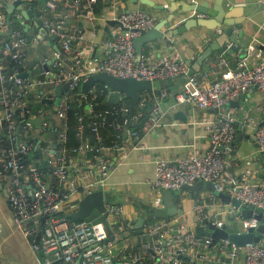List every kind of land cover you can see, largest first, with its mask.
Here are the masks:
<instances>
[{
  "label": "built area",
  "instance_id": "built-area-1",
  "mask_svg": "<svg viewBox=\"0 0 264 264\" xmlns=\"http://www.w3.org/2000/svg\"><path fill=\"white\" fill-rule=\"evenodd\" d=\"M97 1L46 0L45 9L49 14L40 12L38 17L46 36H54L60 42L57 57L63 59L58 77L55 78L43 69L34 75L28 73L25 77L18 76L26 71L25 48L28 41L20 29L12 26L5 12L6 2L0 0V180H11L8 203L18 227L29 239L31 247L42 252V264H72L77 259H80L79 264H145L147 260L152 261V264H264V247L259 242L237 246L229 240H222L219 245L222 258L213 259L197 251L201 244H213L210 237H198L190 224H172L166 220L147 225L138 235L140 243L136 248H128L125 236L127 245L114 262L112 243H104L108 233L103 223L93 219L75 220L63 214L71 198L80 191L84 195H91L102 188L109 170L104 155V128L112 127L119 135L123 133L137 141L143 133L163 125L166 114L162 106L166 94H153L146 122L140 129H132L131 120L136 121L139 115L135 114L130 119L129 107L124 105L98 108L101 105L99 98L108 90L106 86L100 88L96 84L88 92H79L77 90L81 83L89 75L101 71L118 78L149 80L153 84L174 80L189 72L187 61L176 54L157 59L142 55L137 61L134 39L156 25L155 18L140 9H131L115 16V27L103 45L104 58L94 63L85 61L83 54L74 49L83 35L70 31L67 24L82 11L93 17ZM111 6H114L113 2ZM253 54V48L246 53L247 57ZM205 79L206 75L201 74L200 77L188 76L172 107L190 103L218 112L219 119L212 125L209 134L210 148L203 153L194 149L190 155L175 160L157 159L155 179L151 186L156 190H177L198 180L211 182L216 193L226 192L239 200L241 205L253 207V214L244 220L247 231L259 223L254 214L258 211L264 213V182L252 185L246 176H239L232 170L225 153L237 128L232 118L225 114V107L249 89L264 92V57L250 67L247 66L246 56L242 57L235 67L222 73L220 79L211 82ZM58 85L64 89L55 113L63 121V129L57 133L61 141L60 151L53 156L49 146L40 142L37 147L47 156L50 167H53L55 182L50 184L46 173L31 160L36 149L34 143L26 139V132L31 127L30 118L36 116L44 120L49 113L48 109L39 107L34 110L37 115H33L30 102L32 93L42 89L44 93V89H47L49 94H42L38 101L54 98V90ZM146 101H149L147 97L140 99V103ZM74 103L85 106L88 115L83 113L78 116V144L68 148L67 112ZM87 126L96 139L94 143L85 138ZM241 127H252L257 143L264 150V123L257 125L248 119ZM75 154H90V157L83 164H78L73 160ZM29 186L30 189L27 188ZM161 204L160 199L156 201V206L160 207ZM105 206L108 215L113 217L122 211L118 205L106 203ZM203 207V204L198 203L194 205V210L198 212ZM227 213L232 218L239 216L233 205L228 206ZM199 220L209 222L210 215L200 214ZM213 223L217 227L222 225L218 221ZM38 225L42 226V230H38ZM109 225L111 229H117L118 233H125L126 228L120 222L114 221L113 225ZM160 241L165 244V248L159 244ZM241 251H244L243 263L239 261Z\"/></svg>",
  "mask_w": 264,
  "mask_h": 264
},
{
  "label": "crops",
  "instance_id": "crops-1",
  "mask_svg": "<svg viewBox=\"0 0 264 264\" xmlns=\"http://www.w3.org/2000/svg\"><path fill=\"white\" fill-rule=\"evenodd\" d=\"M16 1L20 3L15 4ZM152 1L155 3L156 9L142 4L140 1L98 0L94 6L93 17L88 12L82 11L74 15L67 24L70 31L80 32L83 35V39L74 45V49L83 54L85 61L88 60L94 63L96 60L103 59L104 42L110 36V32L116 24L114 17L131 9H140L152 15L155 18L156 25L160 21L167 20L161 28L165 35L171 34L173 30L182 26L187 19L204 20L208 24L207 26H192L182 34L170 36L169 41L155 39L142 46V55L149 56L151 59L174 54L185 59L192 77H200V74L206 75L205 81L211 82L220 79L222 73L227 69L235 67L238 59L242 57L246 56V63L249 67L264 57V0ZM5 2V12L8 20L13 22L14 19V22L11 23L12 26L20 29L27 41L28 38L31 39V42L28 41V46L25 48L27 60L30 44L41 35L42 23L38 15L40 12L45 15L49 14L48 10L45 9L46 0H5ZM112 2L114 3L113 7L111 6ZM31 3L35 7H31L29 5ZM181 4H183V7ZM192 5L206 7L216 15H203L196 11H190ZM23 10H32L33 15L26 17L22 12ZM11 14L13 15L12 19H10ZM19 14L21 17H19ZM169 17L170 19H168ZM230 27H233V31L227 37L225 31ZM55 42L50 44L49 36H46V33L42 34L37 48L36 57L38 61L32 64L34 61L27 60L26 73L34 75L42 69L47 71L44 64L56 55L55 61L50 63L48 68L53 77L54 74H58L63 59L57 57L61 44L57 38H55ZM213 44L217 48L212 49L210 53L202 57L203 53ZM55 45L59 47L58 51H56ZM252 48L254 54L247 57V51ZM193 68L194 70H192ZM177 80L178 77L174 80L155 82L153 91H141L140 99L147 97L149 101L140 103L139 99L135 110V114L139 117L136 121L134 120L135 122L131 120L132 129L136 128L140 120L143 122V126L145 120H147L146 116L148 118L153 94L159 95L164 92L166 96L162 99V106L166 110V114L163 125L143 133L137 141L126 134L119 135L112 127H106L102 130L103 144L106 146L104 155L108 161L109 169L102 184L105 201L122 208L120 214L116 217L108 215L107 220L111 225L114 224V221H118L126 228L124 234L118 233L117 229L112 228L115 240L111 242L113 246L111 250L114 258L120 256L121 250L125 248L127 243L129 249L138 247L140 243L138 235L146 229L147 225L163 220L172 224H190L194 227L196 235L198 227L208 231L209 223L212 221L224 224L226 230L230 233L246 232L244 220L247 219V215L240 211L237 218H232L227 213L229 205L207 186L208 182L201 180L187 184L180 189L172 190L176 211L163 217H158L153 211L154 207L166 208L162 189L156 190L151 186L155 179V161L160 158L175 160L190 155L194 149H197L200 153L205 152L211 145L209 136L211 127L219 119L216 110L198 108L190 103H181L176 107H172V104L176 101V95L183 90L186 79L179 82ZM42 90L32 93L30 97L31 106L36 107L35 105L43 100L38 101L39 96L49 94L47 89H44V93ZM233 100H236L237 104L231 105L229 102L225 107V114L232 118L234 124L237 121L238 125H235L237 131L239 128L243 135L232 146L229 144L225 155L229 158L232 170L237 175L246 176L252 185H259L264 182V150L260 148L255 139L254 129L252 127H241V125L248 119H252L257 125H261L260 123L264 120V92L257 89L252 92L249 89ZM130 102L131 97H125L115 104L129 107ZM56 107H53L54 110ZM53 114L48 116V113L41 127L31 123L30 129L26 132L29 142H33L32 138H39L41 144L48 143L47 146L50 150L52 149L55 131L58 133L63 129V121L54 112ZM33 115L35 116V114ZM55 126H58L60 130H58V127L54 131L51 130V127ZM47 127L50 128L46 131ZM1 136L3 137V135ZM85 138L92 143L96 141L88 126L85 130ZM60 142L58 140L57 154L60 151L58 147ZM33 143L35 147L36 143ZM66 144L68 148L76 146L69 145L68 138ZM57 154L52 155L56 156ZM33 157L32 162L35 164ZM89 157L90 154H75L73 160L78 164H83ZM74 176L75 172L73 171ZM7 181L4 180L3 182L7 183ZM0 182L3 184L1 180ZM54 182L49 183L54 184ZM83 197L85 195L82 191L73 196L63 209V214L69 217L71 213L78 209L79 201ZM159 199L162 201L160 207L156 206V201ZM198 203L203 204L204 207L197 212L194 210V205ZM240 209H249V207L241 205ZM203 213L210 215L211 220L209 222L199 220L200 214ZM92 217L93 220L100 221L99 218ZM140 220H143V223L142 227L139 228ZM38 230H42V226L38 225ZM125 236L127 239L124 238ZM203 237H206V235L201 236V238ZM38 240L40 243V239ZM221 243L222 241L211 245L201 244L197 247V251L213 259H221L222 255H220L219 248ZM259 243L261 244V242ZM159 244L162 248H165L162 241ZM243 254L244 251H241L239 260L241 263L244 260ZM42 263V252L31 247L29 239L24 236L15 221L14 213L8 203V197L3 194L0 188V264ZM145 264H152V261L147 260Z\"/></svg>",
  "mask_w": 264,
  "mask_h": 264
},
{
  "label": "water",
  "instance_id": "water-1",
  "mask_svg": "<svg viewBox=\"0 0 264 264\" xmlns=\"http://www.w3.org/2000/svg\"><path fill=\"white\" fill-rule=\"evenodd\" d=\"M133 2L140 1L142 4L148 5L149 7L156 9V5L152 0H132ZM185 2V1H182ZM20 3L19 1H16L15 4ZM14 6V5H13ZM183 7V4H181ZM192 8L189 9L190 11H196L203 15H210L214 16L215 13H211L206 7L200 6V5H192ZM189 8V7H187ZM184 9H186L184 7ZM185 11V10H183ZM23 14L27 16H32L33 11L32 10H23ZM214 12V11H213ZM13 18V15H10V19ZM170 19V17L168 18ZM165 21H160L158 25H156L154 28L150 29L149 31L143 33L142 35L138 36L134 39V44L136 47V58L137 61L141 59L142 56V46L145 43L152 42L155 39H163L165 41H169V37L176 35V34H182L185 30L189 29L192 26H207L208 24L204 20L199 19H187L185 20L184 24L177 29L173 30L171 34L165 35L161 28L164 26ZM233 31V27H230L225 31V34L227 37L230 36L231 32ZM44 33V28H40V34L37 39H35L31 44L29 48V53L27 54V60H32L35 63L38 61L37 56V48L39 46L40 39L42 38V34ZM45 34V33H44ZM55 42L54 36H49V43ZM56 43V42H55ZM56 51L59 50V47L55 45ZM215 44H213L205 53H203L202 57H205L208 53L211 52L212 49H215ZM56 59V55H54L49 61H47L44 64V68L51 72L48 68V65L52 62H54ZM204 59V58H203ZM202 59V60H203ZM200 61V60H199ZM194 70V68L192 69ZM28 73L24 72L19 74L18 76L25 77ZM52 74V73H50ZM55 78L58 77V74H54ZM190 71L187 75L178 77V82L181 80L186 79L188 76H190ZM101 83L108 89V96L107 101L109 103L115 104L119 102L121 99H124L125 97H131V102L129 106V117L132 119V117L135 114L136 106L140 99V92L145 91H153V82L149 80H137L134 78H118L114 75L107 74L105 72H98L92 75H89L87 79H85L81 83V91L82 92H88L94 85ZM11 84L9 85V87ZM167 86V85H166ZM254 89H251L253 92ZM55 97L54 98H43V103L49 104L50 106L54 107L59 105L61 101V96L64 91L63 87L58 85L55 88ZM243 96V95H242ZM231 105L237 104L236 100L230 101ZM54 113H56V109L54 110ZM35 115H37V112H34ZM29 121L32 124H37L39 127H41L43 120L41 118L33 117L30 118ZM264 120L260 123L263 124ZM135 125V124H133ZM235 125L237 124V121H235ZM243 134L241 133V130L238 128V131L231 142L230 146H232ZM40 143V140L37 141L35 149H37L38 145ZM58 143V136L55 131L53 136V143H52V149L51 153L56 154V147ZM49 166V164H48ZM11 180L8 179L6 184H2L0 182V188L3 191V194L8 197V186L10 185ZM207 186L210 187L211 190L215 192V188L211 182L207 183ZM30 189L31 187H27ZM162 192L164 194L163 199L166 204L165 209L154 207L153 211L158 217L166 216L167 214L172 213L173 211H176L175 203L173 201V191L169 189H162ZM32 193V192H31ZM218 197H220L224 202H226L228 205H233L236 209V214H239L240 211H242L243 214L247 215V217H250L253 214V207L249 206V209H242L241 202L237 200L236 198H232L229 194L226 192H218ZM106 201L104 196V190L103 188H99L97 191H95L91 195H85L80 201H79V207L76 211L71 213L69 217L71 219H82L87 217H96L99 218L100 222L103 223L105 229L107 230L108 237L105 239L104 243L105 245L109 242H114L115 237L113 234V231L107 221L108 212L106 209ZM254 216L258 219L259 223L256 227L249 228L246 232L241 233H230L226 230V226L222 224L220 227H217L213 222L209 223V230L205 231L202 227H198L196 232L197 236L201 237L203 235H206L210 238H212V242L216 243L218 241L222 240H229L230 242L234 243L237 246H245L246 244L252 243V242H261V245L264 247V213L261 211H258L254 214ZM143 220L139 221V228L142 227ZM114 262L117 261V258L113 259ZM80 259H77L72 264H79Z\"/></svg>",
  "mask_w": 264,
  "mask_h": 264
},
{
  "label": "trees",
  "instance_id": "trees-1",
  "mask_svg": "<svg viewBox=\"0 0 264 264\" xmlns=\"http://www.w3.org/2000/svg\"><path fill=\"white\" fill-rule=\"evenodd\" d=\"M31 4H29L31 7H35V5L33 3H31ZM13 22H14V19H13ZM28 41L31 42V39L28 38ZM96 86L102 88L103 87V84L98 83ZM77 91L82 92L80 87L78 88ZM107 93H108V91H106V93H104L103 96H101L99 98V101H100V104L101 105L97 106L98 108L102 109V108H106V107H109V106L113 105L112 103H109L107 101ZM35 106L36 107L32 106L33 107V111L36 108L44 107V109H46V110L48 109V111H49V115L48 116L54 115L53 114L54 108L51 107L49 104L43 103V101L38 102L37 105H35ZM83 113L87 116L88 115L87 109L85 108V106H83V107L82 106H78L77 103H74L72 105L71 109L67 112V120H66V123H67V126H68V129H67V132L68 133L67 132L66 133H67V138H68L69 145L70 144H72V145H77L78 144L77 143V139H78L77 138L78 116L80 114H83ZM146 119H147V116H146ZM142 123L143 122L140 120V123L139 124L137 123L138 125L136 126L135 129H140L142 127ZM57 127L58 126L51 127V130L54 131V129L57 128ZM49 128L47 127L45 130L47 131ZM58 130H60L59 127H58ZM38 139L39 138H36V139L32 138V141L35 142V143H37ZM47 144L48 143H45V145H47ZM32 156H34L33 158H34V161H35V165L38 168L42 169L46 173V175H47V181L48 182H54L55 178L52 175L53 167H50V165L48 166L47 156L44 157L43 154L38 149H36L35 151H33V155ZM40 159H41V161H40ZM4 183H6V182H3V184ZM82 219H93V217H87V218H82ZM75 220H81V219H75ZM40 238H41V232L39 234L38 239H40Z\"/></svg>",
  "mask_w": 264,
  "mask_h": 264
},
{
  "label": "rangeland",
  "instance_id": "rangeland-1",
  "mask_svg": "<svg viewBox=\"0 0 264 264\" xmlns=\"http://www.w3.org/2000/svg\"><path fill=\"white\" fill-rule=\"evenodd\" d=\"M40 51H41V49H39ZM27 137V136H26ZM41 138V137H40ZM27 139V138H26ZM46 139V138H45ZM28 140V139H27ZM45 145V144H44ZM43 156H46L44 153H43ZM32 160V159H31ZM4 180V178H1V181H3ZM19 241V240H18ZM19 242H21V241H19Z\"/></svg>",
  "mask_w": 264,
  "mask_h": 264
}]
</instances>
